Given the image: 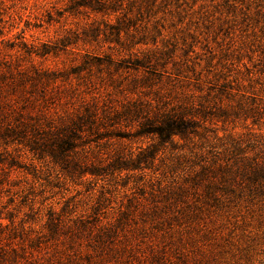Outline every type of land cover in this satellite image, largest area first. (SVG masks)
Listing matches in <instances>:
<instances>
[{
    "label": "trees",
    "instance_id": "trees-1",
    "mask_svg": "<svg viewBox=\"0 0 264 264\" xmlns=\"http://www.w3.org/2000/svg\"><path fill=\"white\" fill-rule=\"evenodd\" d=\"M136 7L138 14L147 12L146 5ZM79 8L110 15L120 6L116 8L108 0H74L69 7L70 11ZM121 18L124 24L131 21L127 12ZM124 24L118 17L116 24L105 22L104 26L118 42L127 27ZM89 33L85 35L91 39L100 33L106 35L105 30L93 25ZM78 39L65 37L35 54L43 56L65 49ZM126 47L127 56L114 59L109 54L85 53L80 63L65 69L12 67L6 60L0 61V199L7 196L0 218L8 220L0 222V264H112V260H122L123 255L129 257L139 249L138 235L164 223L170 228L173 216L167 210L171 207L180 210L183 205L185 210L202 213L221 209L232 198H264V140L252 139L245 145L244 140L233 137L228 144L211 142L221 139L217 129L211 127L218 121L225 122L232 116L252 118L253 122L264 119V99H240L234 106H223L220 99L196 101L192 95L181 97L174 90L162 92L164 87L158 83L171 75L165 68L167 62L159 63L149 54L140 56L131 50L132 45ZM94 67L107 72L111 67L133 69L136 74L117 95L95 86ZM174 74L173 80L186 77L179 70ZM154 78L157 81H152ZM206 82L208 92L215 96L230 95L228 81ZM138 87L150 90L144 92ZM124 89L135 96L125 94ZM196 138L203 143L196 146ZM165 152L173 154L169 170L181 168L183 175L149 191L141 182L140 196L119 206L113 222H103V192L90 215L67 218L63 216L67 206L58 212L50 205L41 230L26 227L23 220L16 221L22 206H28L26 216L34 219L40 210V206L33 210L38 203L36 197L45 186L65 185L67 180L116 184L122 175L134 172L138 181H144L147 171L155 173ZM24 153L30 154L31 160L54 167L55 183L50 174L41 177L42 170L33 162L23 161ZM26 175H31L30 182ZM145 192L148 209L142 198ZM46 199L42 198L40 205ZM81 239L87 241L88 248L78 242ZM141 256L138 254V261L144 262Z\"/></svg>",
    "mask_w": 264,
    "mask_h": 264
},
{
    "label": "rangeland",
    "instance_id": "rangeland-1",
    "mask_svg": "<svg viewBox=\"0 0 264 264\" xmlns=\"http://www.w3.org/2000/svg\"><path fill=\"white\" fill-rule=\"evenodd\" d=\"M73 1L0 0V61L6 60L12 67L34 65L65 69L80 63L85 53L109 54L114 59L127 56L129 51L124 47L132 45L131 50L140 56L149 54L159 63L167 62L165 68L171 75L158 83L164 87L162 92L174 90L181 97L182 94L192 95L196 101L220 99L223 106H234L240 99H264V0H108L116 8L120 6L117 12H109L110 15L95 14L83 8L70 11ZM138 4L146 5L147 12L138 14ZM125 12L131 21L126 20L124 24L121 17ZM118 17L121 25L127 27L121 31L117 42V36L108 35L110 30L104 23L116 24ZM92 25L105 30L106 35L100 33L96 39L85 35L90 34ZM76 36L79 39L65 49L52 50L43 56L35 54L44 46L60 43L65 37L74 41ZM176 70L186 77L173 80ZM109 71L105 68L98 71L94 67L92 79L98 89H108L117 95L120 88H127V82L136 74L133 69L115 70L111 67ZM139 73L144 72L140 70ZM209 80L228 81L232 87L230 95L215 96L214 92H208L206 81ZM155 88L156 85L152 90ZM137 89L150 90L146 87ZM124 93L135 96L127 89ZM211 127L217 129L221 138L211 141L216 144H228L230 137L244 140V145L252 139L264 140V119L253 122L252 118L232 116ZM195 142L196 146L203 143L197 138ZM171 155L165 152L155 166V173L147 171L144 181H138L134 176L137 172H134L122 175L116 184H105L104 181L76 184L67 180L60 186L54 184V167L31 160L30 154L24 153L22 160L33 162L40 168L41 177L50 174L54 185L45 186L44 192L37 195L38 203L33 210L39 206L40 210L34 219L26 216L30 212L28 206H22L16 221L23 220L26 227L41 230L50 205L58 212L67 206L63 215L67 218L90 215L99 193L103 192L106 198L101 210L103 222H113L119 206L123 207L132 197L140 196L141 182L149 191L164 187L174 178L179 180L182 169L170 171L168 168ZM31 180V175H26V181ZM147 195L145 192L146 198L142 197L146 209ZM45 197L46 201L40 205L39 201ZM6 198L4 195L0 199V210ZM185 209L181 205L180 210L178 207L167 210L173 216L170 228L164 223L138 235L139 249L129 257L123 255L122 260H112V264H264V198H232L223 208H211L202 213ZM1 221L8 222L0 218ZM78 242L88 248L85 239ZM138 254L145 257L144 262L138 261Z\"/></svg>",
    "mask_w": 264,
    "mask_h": 264
}]
</instances>
